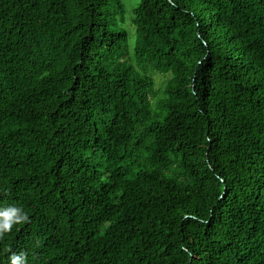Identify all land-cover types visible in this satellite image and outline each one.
<instances>
[{
  "label": "trees",
  "instance_id": "16d2710c",
  "mask_svg": "<svg viewBox=\"0 0 264 264\" xmlns=\"http://www.w3.org/2000/svg\"><path fill=\"white\" fill-rule=\"evenodd\" d=\"M133 12L0 0V264H264V0Z\"/></svg>",
  "mask_w": 264,
  "mask_h": 264
},
{
  "label": "rangeland",
  "instance_id": "374dc122",
  "mask_svg": "<svg viewBox=\"0 0 264 264\" xmlns=\"http://www.w3.org/2000/svg\"><path fill=\"white\" fill-rule=\"evenodd\" d=\"M124 7H125V15H124V20H123V24L126 27V29L128 30L129 33V43H130V47L133 51L134 45H135V41H136V26L133 22V18H134V8L137 6L139 0H122ZM171 76L170 73H162V72H158L156 71L154 73V79H155V90L157 92V94L159 93V91L161 90L163 84L165 83V81Z\"/></svg>",
  "mask_w": 264,
  "mask_h": 264
},
{
  "label": "clouds",
  "instance_id": "9594fccd",
  "mask_svg": "<svg viewBox=\"0 0 264 264\" xmlns=\"http://www.w3.org/2000/svg\"><path fill=\"white\" fill-rule=\"evenodd\" d=\"M13 211H14V210H13ZM4 215H5V216H8V215H9V212H8V211H5V212H4Z\"/></svg>",
  "mask_w": 264,
  "mask_h": 264
}]
</instances>
